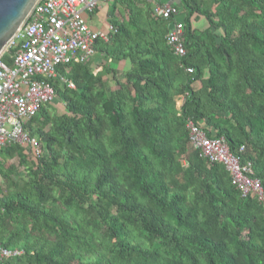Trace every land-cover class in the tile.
<instances>
[{"label":"trees","instance_id":"trees-1","mask_svg":"<svg viewBox=\"0 0 264 264\" xmlns=\"http://www.w3.org/2000/svg\"><path fill=\"white\" fill-rule=\"evenodd\" d=\"M114 1L109 41L59 68L75 85L54 80L61 109L23 123L41 155L0 150V246L23 251L0 264H264V204L186 127L223 137L264 189V0H177L170 18Z\"/></svg>","mask_w":264,"mask_h":264},{"label":"built area","instance_id":"built-area-1","mask_svg":"<svg viewBox=\"0 0 264 264\" xmlns=\"http://www.w3.org/2000/svg\"><path fill=\"white\" fill-rule=\"evenodd\" d=\"M100 1L106 4L114 0H38L3 47L0 52V150L15 143L32 150L36 157L41 155L38 139L30 136L23 123L55 100L54 80L75 88L59 73V68L91 60L96 42L109 41L116 32L111 24L107 31L94 30L83 17L84 11L93 13ZM152 12L155 16L170 18L178 14V9L169 3H156ZM166 40L176 55L186 54L181 21L172 23ZM186 127L190 143L201 157L224 164L242 195H254L264 204V189L253 177L252 163H244L231 153L223 137H208L190 120ZM22 253L19 249L0 246V263Z\"/></svg>","mask_w":264,"mask_h":264},{"label":"water","instance_id":"water-1","mask_svg":"<svg viewBox=\"0 0 264 264\" xmlns=\"http://www.w3.org/2000/svg\"><path fill=\"white\" fill-rule=\"evenodd\" d=\"M38 0H0V52Z\"/></svg>","mask_w":264,"mask_h":264},{"label":"rangeland","instance_id":"rangeland-1","mask_svg":"<svg viewBox=\"0 0 264 264\" xmlns=\"http://www.w3.org/2000/svg\"><path fill=\"white\" fill-rule=\"evenodd\" d=\"M114 2L115 1H110L105 4L100 1L93 13L84 11L83 17H85L86 20L89 22V24L93 25L95 28H99L102 29L103 31H107L109 25V19L107 17V14L109 11L112 10ZM111 85H114V82ZM50 104L52 106L58 105L56 98ZM58 107L61 109V106L58 105ZM23 171H24L23 168H20L21 174L24 173Z\"/></svg>","mask_w":264,"mask_h":264},{"label":"crops","instance_id":"crops-1","mask_svg":"<svg viewBox=\"0 0 264 264\" xmlns=\"http://www.w3.org/2000/svg\"><path fill=\"white\" fill-rule=\"evenodd\" d=\"M177 0H152L153 4H156V3H173V2H176ZM90 26L94 29V30H101L103 31L102 29H99V28H95L93 25L90 24ZM0 159H2V156H0Z\"/></svg>","mask_w":264,"mask_h":264}]
</instances>
